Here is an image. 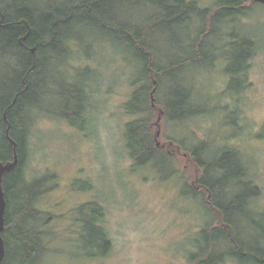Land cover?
I'll return each instance as SVG.
<instances>
[{"label": "trees", "instance_id": "16d2710c", "mask_svg": "<svg viewBox=\"0 0 264 264\" xmlns=\"http://www.w3.org/2000/svg\"><path fill=\"white\" fill-rule=\"evenodd\" d=\"M248 1L251 0H218L214 10L199 6L195 0H0V68L5 72L4 76L0 73V162L14 160L15 152L19 158L18 166L4 183L6 254L2 264L38 262L47 250L46 239L51 234L46 229V211L39 206L48 176L30 182L23 175L29 113L36 108L45 110L42 101L49 98L54 87V72L66 78L75 51L92 57L89 50L95 47L105 50L108 42L122 51L133 72L140 71L134 82L139 86L125 103L129 113L138 115L127 124L126 134L135 163H150L162 179H167L181 176L176 167L177 154L193 161L198 173L197 177L184 181L183 192L200 201L205 222L194 234L190 264L264 258V234L253 242L247 238L252 231L248 223L256 227L251 203L260 195L261 188L252 181L238 150L227 147L213 152L206 141L191 145L164 130L160 135L153 131L159 122L162 125V121H183L204 111L195 100L197 74H193L199 67L216 65L215 61L221 57L218 50L224 45L211 42V38L224 40L223 44L226 35L233 38L227 47L235 48L230 59V65L234 66L225 70L231 82L241 79L244 83L248 60L258 47L256 39L248 33L236 34L224 28L230 26L233 31L235 26L231 25L242 24L240 18L258 3L251 1L247 6ZM160 21L167 30L185 23L197 22L201 26L189 35L186 50L179 46L174 53H160ZM13 59L17 60V67L12 66ZM190 66L192 70L188 71ZM75 79L72 78L73 83ZM75 83L78 90L68 92L66 107L56 114L72 123L75 122L70 117L71 102L81 104V86H85L84 82ZM84 99L85 95L83 103ZM80 110L85 113V104ZM156 116L158 120L154 123ZM168 165L171 169L165 175L163 171ZM76 210L79 215H86L75 219L81 228L78 234L85 238L84 247L110 248L109 233L101 223L104 207L90 201ZM228 246L230 250L225 251Z\"/></svg>", "mask_w": 264, "mask_h": 264}, {"label": "rangeland", "instance_id": "374dc122", "mask_svg": "<svg viewBox=\"0 0 264 264\" xmlns=\"http://www.w3.org/2000/svg\"><path fill=\"white\" fill-rule=\"evenodd\" d=\"M195 1L214 10L218 2ZM250 4L248 1L247 6ZM240 19L242 24L231 25L235 26L233 31L230 26L224 30L249 33L257 39L258 47L243 74L244 83L241 79L231 82L225 70L234 66L230 59L235 48H220L216 65L194 67L195 100L204 111L183 121L159 122L153 131L159 134L164 130L191 145L206 141L213 152L227 147L238 150L252 181L261 188L251 203L256 227L247 222L252 230L247 238L253 242L264 234V4H254ZM200 26L197 22L185 23L167 30L160 21V53H174L179 46L186 50L189 35ZM213 41L219 46L224 42L215 37ZM89 52L92 57L74 52L66 78L54 72V89L42 101L48 112L36 108L29 113L23 175L30 182L48 176L39 206L46 211V229L51 233L46 239L47 250L33 264H190L194 234L205 225L200 201L183 193L184 181L197 177L194 163L176 154V167L184 177L167 179H162L152 164L135 163L126 134L127 124L138 115L129 113L125 103L139 86L134 82L140 71L133 72L113 42H108L105 50L95 47ZM11 62L17 67V60ZM0 70L4 76L3 67ZM72 78H76L74 83ZM75 82L85 83L81 86V104L71 102L70 117L76 124L56 115L66 107L68 92L78 90ZM84 104L85 113L78 111ZM157 120L158 116L154 123ZM159 138L162 143L164 137ZM170 169L166 166L163 174ZM90 201L104 207L101 223L109 233L110 248L84 247L85 238L78 234L81 228L75 219L83 214L79 215L76 208ZM225 249L229 251L230 247ZM221 264L249 262L228 258Z\"/></svg>", "mask_w": 264, "mask_h": 264}, {"label": "water", "instance_id": "95a60500", "mask_svg": "<svg viewBox=\"0 0 264 264\" xmlns=\"http://www.w3.org/2000/svg\"><path fill=\"white\" fill-rule=\"evenodd\" d=\"M251 1L264 4V0H251ZM12 141L16 145L13 139ZM18 163H19V158L17 152H15L14 160L8 162H2V161L0 162V264H2L6 254V246H5V239L3 237V231L5 230L7 199L3 186V180L7 173H9L18 166Z\"/></svg>", "mask_w": 264, "mask_h": 264}, {"label": "flooded vegetation", "instance_id": "af4514ba", "mask_svg": "<svg viewBox=\"0 0 264 264\" xmlns=\"http://www.w3.org/2000/svg\"><path fill=\"white\" fill-rule=\"evenodd\" d=\"M240 34V33H239ZM249 34V33H248ZM250 35V34H249ZM252 38H255L253 35H250ZM229 37H231L230 35H226L225 36V42H226V44L224 43L223 45V48H228L227 46H228V44H229V42H231L233 39H228ZM232 38V37H231ZM256 39V38H255ZM254 40V39H253ZM257 40V39H256ZM254 42H256V44H258L257 43V41H254ZM257 47V46H256ZM160 119V118H159ZM158 134V133H157ZM158 135H160V131H159V134ZM157 145H160V142H157ZM15 156V155H14ZM11 172V171H10ZM9 172V173H10ZM9 173H7L6 175H5V177H4V180H3V186H4V183H5V179H6V177H7V175L9 174ZM245 262H249V264H260L261 262H264V258H262V259H245L244 260Z\"/></svg>", "mask_w": 264, "mask_h": 264}]
</instances>
